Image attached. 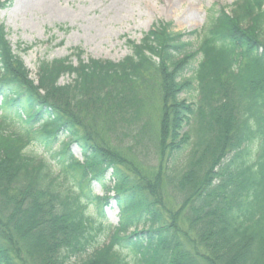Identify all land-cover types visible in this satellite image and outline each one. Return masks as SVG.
<instances>
[{"label": "trees", "instance_id": "trees-1", "mask_svg": "<svg viewBox=\"0 0 264 264\" xmlns=\"http://www.w3.org/2000/svg\"><path fill=\"white\" fill-rule=\"evenodd\" d=\"M225 9L195 45L160 20L118 62L78 48L36 79L0 22V264H264V0ZM56 142L59 171L30 151ZM112 200L105 235L87 208Z\"/></svg>", "mask_w": 264, "mask_h": 264}, {"label": "rangeland", "instance_id": "rangeland-1", "mask_svg": "<svg viewBox=\"0 0 264 264\" xmlns=\"http://www.w3.org/2000/svg\"><path fill=\"white\" fill-rule=\"evenodd\" d=\"M4 1L9 3L0 10V22L5 27L6 37L14 53L21 57L29 70L30 77L36 79L40 60L62 58L78 48L84 51L82 57L85 60L91 58L118 62L132 52L128 41L139 43L150 27L160 20L171 22L173 31L184 33L182 40L195 45L208 18L221 7L229 11L236 0H0ZM192 31L197 33L189 34ZM25 46L31 48L22 51ZM71 60L77 63L75 56ZM70 79L69 76H63L59 82L66 83ZM149 112L155 128L160 112L158 101L150 103ZM69 148L74 156L81 159L78 146L71 144ZM59 149V142L49 149L35 145L30 147L33 154L53 163L54 171H59L61 164ZM122 155L133 161L138 171V166H141L144 173L153 177L154 171L149 170L155 167V158L150 161L153 167L144 169L135 155L125 150H122ZM107 176L108 173L105 174V180ZM91 187L94 195L105 193L101 183L96 180L92 181ZM109 194H113V189H110ZM164 194L165 209L177 210L178 207L165 191ZM110 203L104 206V216H99L91 203L87 208L97 222H102L105 235L113 231L118 222V208L113 200ZM179 224L181 228L185 227L183 220Z\"/></svg>", "mask_w": 264, "mask_h": 264}]
</instances>
